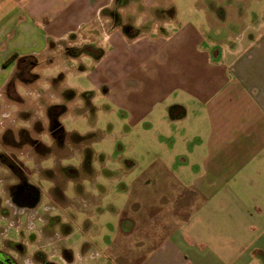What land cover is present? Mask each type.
Here are the masks:
<instances>
[{
	"label": "crops",
	"instance_id": "1",
	"mask_svg": "<svg viewBox=\"0 0 264 264\" xmlns=\"http://www.w3.org/2000/svg\"><path fill=\"white\" fill-rule=\"evenodd\" d=\"M175 2L152 0L151 8V4L142 6L143 2L135 0H0V117L7 115L8 88L12 87L14 98H10H26L17 89L20 83L35 92L39 86L37 65L53 62L55 56L70 57L68 52L80 49L63 47L64 41L100 49L99 36L119 30L121 38L133 40V26H129L130 34H124L118 26L121 17L127 19L129 14L138 13L145 21L151 20L150 9L163 13ZM207 4L206 34L211 36L206 38L204 51L200 50L204 55L195 56L201 61L193 56L177 60V90L189 94L191 108L186 101L181 102L171 112L172 119L192 121L189 132H185L186 123L177 127V166L172 167L166 160L150 161L153 171L142 184L145 187L136 190L139 200L135 202L129 200L136 179L123 174L130 173L138 162L122 161V171L107 170L108 180L117 178L116 187H121L116 196L130 199L124 205L100 206L101 219L95 223L93 246L98 247L97 256L89 251L90 246L78 252L77 259L75 252L66 247L62 258L67 264H103L108 257L102 255L106 250L113 255L106 264H264V1L262 9L249 19L237 12L233 0H208ZM228 20L236 21L239 27L231 30ZM196 28H182L179 33L184 42L196 43L185 47L198 52L201 39L197 36L201 33ZM154 30L152 26L150 33ZM101 54V49L93 52V65L102 59ZM63 79V73L52 79L54 84L47 92H59L58 83ZM58 105L47 109L54 111ZM144 119L142 113V124ZM87 169L83 171L91 178V166ZM27 185L34 189L29 201L21 196L17 203L13 200L19 213H14V220L24 212L28 216L26 223L17 220L18 227L22 224L38 229L34 223L37 218L43 228L55 223L50 215L36 216L42 194L39 188ZM150 185L154 188H146ZM68 186L57 185L56 197L69 205L73 204L72 198L64 192ZM76 187L74 196L84 203H101L106 194L105 190L100 192L97 199L87 194L83 184L77 183ZM79 208L86 211V207ZM108 213L115 218V225L107 219ZM83 223L92 224L87 213ZM144 226L146 230H137ZM134 234L138 235L136 239ZM106 235L110 240L105 239ZM0 254L12 258L7 249ZM16 258L23 264V257Z\"/></svg>",
	"mask_w": 264,
	"mask_h": 264
},
{
	"label": "rangeland",
	"instance_id": "2",
	"mask_svg": "<svg viewBox=\"0 0 264 264\" xmlns=\"http://www.w3.org/2000/svg\"><path fill=\"white\" fill-rule=\"evenodd\" d=\"M135 1L143 2L142 6L151 4L152 8V0ZM207 1L176 0V12L174 6L163 13L150 9L152 18L146 21L138 13L129 14L127 19L121 17L118 26L124 34H130L128 29L133 26L135 32L131 38L134 39L121 38L120 30L102 33L99 36L102 59L94 65L91 55L100 50L98 47L90 50L64 41L63 47L80 48L67 54L85 53L76 58L55 56L53 62L37 65L35 75L39 76V86L35 92H29L31 86L19 83L18 94L26 95V98L12 99V87L7 89V115L0 117L3 125H0V207L5 206L0 208V253L7 249L16 264H20L16 260L18 255L23 257L20 258L23 264H67L62 258L67 253L66 247H70L78 259V252L91 246L89 251L92 250L96 257L98 247L93 246L95 223L101 219L100 206L124 205L130 199L116 196L121 187H116L117 178L108 180L106 171L114 168L122 171V161L138 162L130 173L123 174L136 179L134 194L129 200L135 202L139 200L136 190L145 187L142 184L153 171L149 168L150 161L166 160L172 167L177 166V127L186 123L185 132H189L188 126L192 124V121L172 119L171 112L177 110L181 102L186 101L191 108L189 94L177 90V60L186 61L193 56L201 61L195 56L204 55L201 51L206 48V38L211 36L206 34L209 28L204 17L205 7H210ZM233 1L237 2V12L249 19L262 9L264 0ZM227 23L231 30L239 27L236 21L228 20ZM152 26L156 30L150 33ZM182 28H196L201 33L197 36L201 39L198 52L193 47L191 51L186 48L193 43L182 40L179 33ZM80 66L86 69L80 70ZM61 73L64 79L58 83L59 92L48 93L54 84L52 79ZM52 104H59V108L48 111L47 107ZM142 113L145 114L143 124ZM89 165L91 178L83 171V168L88 170ZM24 180L39 188L42 194L39 206H35L33 212L36 216L50 215L55 223L43 228L37 218L34 223L38 229L32 230L22 224L18 227L19 222H28L25 212L18 216L19 219L12 217L14 213L19 214L13 207L15 187ZM67 183L69 186L64 192L73 201L69 205L65 199L56 197L57 185ZM77 183L83 184L87 194L90 197L96 195L97 199L105 190L101 203L79 201L74 196ZM124 183L129 182L125 180ZM153 185L146 188L152 189ZM81 206L86 207V211L80 209ZM86 213L92 221L89 226L83 223ZM107 219L115 225V218L111 219L109 213ZM145 228L137 230L144 231ZM133 237L136 239L138 235ZM110 238L106 235L105 239ZM104 253L108 256L103 261L106 264L113 255L108 250L102 255Z\"/></svg>",
	"mask_w": 264,
	"mask_h": 264
},
{
	"label": "flooded vegetation",
	"instance_id": "3",
	"mask_svg": "<svg viewBox=\"0 0 264 264\" xmlns=\"http://www.w3.org/2000/svg\"><path fill=\"white\" fill-rule=\"evenodd\" d=\"M19 190V191H18ZM33 188L32 187H29L26 183V181H22L20 184H19V188L18 187H15V191L14 193L16 194V192L18 191V194L17 195H14L15 198L17 199L19 196H21L20 198H22L24 201H29V196L33 193ZM21 192L23 194H21ZM13 199L16 203L18 201H16V199ZM5 262L6 264H9V262H11V264H16V262L14 261V259L12 258H5Z\"/></svg>",
	"mask_w": 264,
	"mask_h": 264
},
{
	"label": "clouds",
	"instance_id": "4",
	"mask_svg": "<svg viewBox=\"0 0 264 264\" xmlns=\"http://www.w3.org/2000/svg\"><path fill=\"white\" fill-rule=\"evenodd\" d=\"M0 264H6L3 254H0ZM11 264V262H9Z\"/></svg>",
	"mask_w": 264,
	"mask_h": 264
},
{
	"label": "water",
	"instance_id": "5",
	"mask_svg": "<svg viewBox=\"0 0 264 264\" xmlns=\"http://www.w3.org/2000/svg\"><path fill=\"white\" fill-rule=\"evenodd\" d=\"M21 194H22V192H21Z\"/></svg>",
	"mask_w": 264,
	"mask_h": 264
}]
</instances>
